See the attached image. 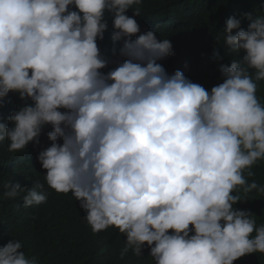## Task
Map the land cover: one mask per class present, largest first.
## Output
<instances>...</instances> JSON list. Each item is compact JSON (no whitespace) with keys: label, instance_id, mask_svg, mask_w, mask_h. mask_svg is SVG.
Here are the masks:
<instances>
[{"label":"clouds","instance_id":"clouds-1","mask_svg":"<svg viewBox=\"0 0 264 264\" xmlns=\"http://www.w3.org/2000/svg\"><path fill=\"white\" fill-rule=\"evenodd\" d=\"M142 0H0V105L10 93L22 105L0 122L8 151L51 145L38 153L44 182L4 185L21 193L23 207L45 203L47 186L71 193L94 234L118 229L120 251L136 257L150 249L153 264H234L264 253V224L238 210L245 194L264 187L245 177L264 161V15L229 17L222 29L240 59L219 65L222 83L210 90L158 61L174 56L170 40L140 33ZM133 6H137L133 8ZM122 41V61L101 52ZM235 34H233V31ZM133 37H135L133 39ZM215 59H222L218 52ZM254 70V72L250 71ZM62 140V143H58ZM253 233H255L253 235ZM19 240L0 247V264H36Z\"/></svg>","mask_w":264,"mask_h":264},{"label":"trees","instance_id":"trees-1","mask_svg":"<svg viewBox=\"0 0 264 264\" xmlns=\"http://www.w3.org/2000/svg\"><path fill=\"white\" fill-rule=\"evenodd\" d=\"M138 7L140 16H134L132 8L126 12L137 20L140 28L137 35L152 30L158 40L168 38L173 46L175 55L158 63L169 74L180 70L208 90L223 82L219 65L230 66V61L242 56V53L229 51L224 42L222 29L225 21L229 17L241 19V27L246 30L249 21L242 14L251 13L253 18L264 15V0H142ZM105 18L108 31L104 40L98 41V46L112 61L102 70L107 72L123 58L119 56L122 41L116 42V53L113 54L114 45L110 39L112 18L107 13ZM214 51L222 59H215ZM256 95L264 104V81L257 82ZM22 103L18 94L10 93L0 105V122L12 127L7 116ZM51 130L49 125L42 131L39 145L29 143L25 150L18 152L8 151L7 140L0 142V247L11 238L19 240L21 250L29 258H35L36 264H153L147 247L142 250L141 257L129 251L121 258L120 251L126 237L115 228L94 234L84 220L86 212L71 193H57L45 183L46 202L27 208L23 207L24 193L11 199L4 197V185L8 182L26 188L44 182L46 170L42 169L37 156L51 145L46 135ZM251 170L254 176L248 177L247 170L244 173L248 183L256 181L264 187V161H258ZM233 195L241 198L235 205L238 210L251 213L250 218L255 220L257 227L264 224V192L253 190L245 194L237 188ZM234 264H264V253L247 254Z\"/></svg>","mask_w":264,"mask_h":264}]
</instances>
